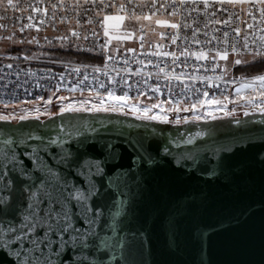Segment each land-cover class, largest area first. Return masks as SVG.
I'll list each match as a JSON object with an SVG mask.
<instances>
[{"label":"snow or ice","instance_id":"snow-or-ice-1","mask_svg":"<svg viewBox=\"0 0 264 264\" xmlns=\"http://www.w3.org/2000/svg\"><path fill=\"white\" fill-rule=\"evenodd\" d=\"M182 125L196 130H173ZM255 142L264 144V0H0L8 264H158L157 225L169 253L187 232L190 264H210L212 237L228 229L203 222L207 192L153 181L174 165L219 183L236 201L227 223L245 224L264 211V199L242 202L257 182L237 154ZM255 163L264 193V150Z\"/></svg>","mask_w":264,"mask_h":264},{"label":"water","instance_id":"water-1","mask_svg":"<svg viewBox=\"0 0 264 264\" xmlns=\"http://www.w3.org/2000/svg\"><path fill=\"white\" fill-rule=\"evenodd\" d=\"M88 115V114H80ZM101 116L108 114H98ZM113 118H117L113 114ZM124 119V117H119ZM242 119H248L243 117ZM257 118L258 114H257ZM42 120L45 118L42 117ZM57 120L60 118L57 117ZM130 119V117H129ZM14 123V122H13ZM30 123H37L31 121ZM204 127V125H200ZM181 130L190 128L196 130V126L182 125L173 126ZM254 135H259L260 130L255 129ZM264 150V144L253 143L246 150L237 154L238 159L252 164V173L256 178V187L251 192L246 193L242 202L244 204H256L259 208V202L264 199V193L260 190V169L255 163L256 154ZM174 165H165L157 174L153 183L166 184L174 192L185 190L203 189L209 195L210 201L214 205L212 210L202 217L203 222L216 224L219 220H225L224 227L227 231L219 232L211 239L208 249V259L210 264H264V211H256L247 223L235 226L227 223L230 210L236 203L234 194L219 183L205 185L202 180L193 178L191 180L181 172L174 170ZM161 212L165 211V206L160 205ZM154 256L153 259L158 264H190L194 259V247L191 244L189 234L184 233L183 243L179 253H169L164 246V236L159 225L153 229L152 235ZM0 264H8L6 257H0Z\"/></svg>","mask_w":264,"mask_h":264},{"label":"built area","instance_id":"built-area-1","mask_svg":"<svg viewBox=\"0 0 264 264\" xmlns=\"http://www.w3.org/2000/svg\"><path fill=\"white\" fill-rule=\"evenodd\" d=\"M13 54H14V53H13ZM64 63H65V64H70V65L74 66V65L77 64L78 62H67V61H64ZM21 66L23 67L24 65L21 64ZM31 66L33 67V69H40V68H44V67H46L47 65H45V64H43V63H40V62H36V61H34V62L32 63ZM56 70L59 71L60 68L57 66ZM209 75H211V73H209ZM61 94H62V95H69V93H67L66 91H65V92H62ZM45 95H47V94H45ZM75 95H77V94H75Z\"/></svg>","mask_w":264,"mask_h":264},{"label":"rangeland","instance_id":"rangeland-1","mask_svg":"<svg viewBox=\"0 0 264 264\" xmlns=\"http://www.w3.org/2000/svg\"><path fill=\"white\" fill-rule=\"evenodd\" d=\"M17 26H18V25H17ZM33 34H35V33H33ZM25 35H27V33H25ZM39 35L42 37L43 35H45V33H40ZM47 35H48L49 37H52V36L54 35V33H52L51 31H49V32L47 33ZM41 43L43 44L44 41L41 40ZM23 47L26 48V49H31L32 51H37V49H36L34 46L24 45ZM66 61H67V60H66ZM237 75H239V73H237ZM77 95H78V94H77ZM53 111H55V109H53Z\"/></svg>","mask_w":264,"mask_h":264},{"label":"trees","instance_id":"trees-1","mask_svg":"<svg viewBox=\"0 0 264 264\" xmlns=\"http://www.w3.org/2000/svg\"><path fill=\"white\" fill-rule=\"evenodd\" d=\"M67 60V62H78L75 58H72L71 60H68V59H65L64 61H66ZM249 72H251V71H253V70H248Z\"/></svg>","mask_w":264,"mask_h":264}]
</instances>
